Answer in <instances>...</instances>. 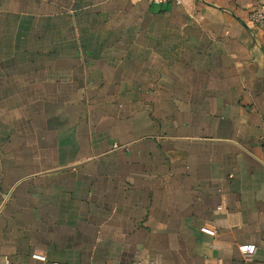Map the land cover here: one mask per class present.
I'll use <instances>...</instances> for the list:
<instances>
[{"label": "crops", "instance_id": "crops-1", "mask_svg": "<svg viewBox=\"0 0 264 264\" xmlns=\"http://www.w3.org/2000/svg\"><path fill=\"white\" fill-rule=\"evenodd\" d=\"M258 1L0 0V264H264Z\"/></svg>", "mask_w": 264, "mask_h": 264}, {"label": "built area", "instance_id": "built-area-1", "mask_svg": "<svg viewBox=\"0 0 264 264\" xmlns=\"http://www.w3.org/2000/svg\"><path fill=\"white\" fill-rule=\"evenodd\" d=\"M151 5L161 7L164 5H172L175 7H181L184 4V0H146ZM243 23L250 29H260L264 31V0H259L257 4L248 11L243 18ZM240 255L243 258L249 259L256 252V246L254 244L242 245L238 248ZM32 258L38 261H45V257L40 255H32Z\"/></svg>", "mask_w": 264, "mask_h": 264}]
</instances>
